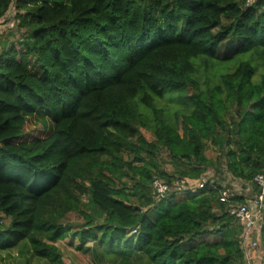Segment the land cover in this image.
<instances>
[{
  "label": "trees",
  "instance_id": "16d2710c",
  "mask_svg": "<svg viewBox=\"0 0 264 264\" xmlns=\"http://www.w3.org/2000/svg\"><path fill=\"white\" fill-rule=\"evenodd\" d=\"M12 5L23 33L0 43V252L23 241L66 264L64 241L95 264H246L227 211L245 197L197 186L223 165L258 191L264 0H0V19ZM39 109L52 133L18 143ZM174 183L195 189L174 200ZM71 212L76 226L61 221Z\"/></svg>",
  "mask_w": 264,
  "mask_h": 264
},
{
  "label": "rangeland",
  "instance_id": "374dc122",
  "mask_svg": "<svg viewBox=\"0 0 264 264\" xmlns=\"http://www.w3.org/2000/svg\"><path fill=\"white\" fill-rule=\"evenodd\" d=\"M15 9L12 7L8 10L4 18L0 19V43L5 41H17L22 37V29L16 26ZM53 118L46 109H39L36 113L24 115V127L19 136L18 143L24 146H30L35 141H39L47 138L53 131ZM142 133L148 139H151L150 133L142 128ZM204 154L209 158H216L218 152L210 144L206 145L204 148ZM162 167L172 171V165L168 162L161 163ZM218 172L214 173L213 169H208L203 176L208 180L213 178V180L222 186V188H228L233 194L237 195H247L249 193L254 194L256 191L249 183L242 180L234 178L226 170L225 166L219 165ZM178 184L174 183L171 186V191L176 192L174 200H180L183 198L186 189L183 187L178 189ZM255 191V192H254ZM225 194L222 192L220 196ZM251 197V196H250ZM145 210V208H143ZM61 221L67 225L76 226L80 222L79 216L71 212L61 218ZM57 247L63 254V260L66 264H95L91 257L90 251H81L69 243L64 241L55 242ZM92 241L86 243L90 246ZM30 247L28 244L22 243L19 246L10 249L8 251L0 252V264H44L43 261L32 257L30 252ZM26 261V263H24Z\"/></svg>",
  "mask_w": 264,
  "mask_h": 264
},
{
  "label": "built area",
  "instance_id": "2783aa9c",
  "mask_svg": "<svg viewBox=\"0 0 264 264\" xmlns=\"http://www.w3.org/2000/svg\"><path fill=\"white\" fill-rule=\"evenodd\" d=\"M253 1L254 0H246V3L250 4ZM253 181L258 190L255 192L254 196L243 203H231L227 208L229 214L234 216L235 220L242 226L240 243L243 247L246 264H251V252L262 246L260 242V228L261 216L264 209V172L256 174ZM206 183L207 178L202 176L197 187H201ZM182 187L186 190L195 189L184 184H178L177 188L181 189ZM152 188L156 198L165 197L170 192V187L158 178L152 181ZM219 200L224 202L226 201V197L221 195Z\"/></svg>",
  "mask_w": 264,
  "mask_h": 264
},
{
  "label": "crops",
  "instance_id": "0c3cea01",
  "mask_svg": "<svg viewBox=\"0 0 264 264\" xmlns=\"http://www.w3.org/2000/svg\"><path fill=\"white\" fill-rule=\"evenodd\" d=\"M253 195L249 193L247 195L243 194L245 200L249 199ZM251 264H264V246L259 247L257 250L251 252Z\"/></svg>",
  "mask_w": 264,
  "mask_h": 264
}]
</instances>
